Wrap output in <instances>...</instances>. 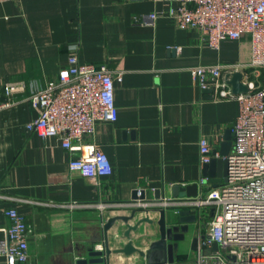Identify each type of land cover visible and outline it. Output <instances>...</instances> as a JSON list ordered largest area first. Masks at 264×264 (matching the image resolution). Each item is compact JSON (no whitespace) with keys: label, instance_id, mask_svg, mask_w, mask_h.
Here are the masks:
<instances>
[{"label":"crops","instance_id":"1","mask_svg":"<svg viewBox=\"0 0 264 264\" xmlns=\"http://www.w3.org/2000/svg\"><path fill=\"white\" fill-rule=\"evenodd\" d=\"M178 5L174 0H8L0 2V101L5 84L24 80L28 89L0 110V238L10 225L5 214L16 207L32 229L26 264H79L92 248H101L108 236L111 248L127 238L118 219L134 207L114 205L133 199L145 189L153 199L158 189L172 195L174 184L199 182L200 140L206 137L217 155L230 126L240 112L235 98L214 99L201 90L195 68L224 66L225 78L234 71L247 73L252 56L250 36L224 39L220 49L206 45L194 28L179 27L164 15L154 24L141 23L145 15ZM77 48L81 62L106 64L115 74L118 118L99 120L85 142L101 145L113 173L99 180L71 170L74 154L56 136L42 137L26 124L39 114L29 98L68 65ZM213 184L205 183L209 188ZM36 201L67 203L95 201L105 207L63 208ZM146 209V208H145ZM138 212L130 223L149 215L131 232L136 246L146 248L158 237L162 208ZM169 223L175 210L166 209ZM210 215L190 223L175 252L178 264L197 255L198 238L207 233ZM137 254L112 255V264L133 263ZM0 264H6L0 256Z\"/></svg>","mask_w":264,"mask_h":264},{"label":"built area","instance_id":"2","mask_svg":"<svg viewBox=\"0 0 264 264\" xmlns=\"http://www.w3.org/2000/svg\"><path fill=\"white\" fill-rule=\"evenodd\" d=\"M4 1L8 0H0ZM176 1L179 2L176 6L171 4L145 15L141 23L154 24L161 16H171L179 27L196 29L201 40L213 49H220L224 39L250 36L252 56L242 78L248 91L234 93L221 64L195 68L201 90L211 88L214 99L235 98L240 103V112L232 127V149L226 156L227 180L205 188L203 177L197 196L162 194L150 200L136 198L114 205L172 208L176 213L190 209L197 214V219L210 215L207 233L200 235L197 242L200 264H264V0ZM73 50L68 65L57 77L31 91L29 98L39 106V114L26 128L42 137H58L62 146L74 154L69 161L70 169L99 180L113 173V165L100 144L83 139L94 135L97 121L118 118L115 74L106 64L81 62L77 48ZM27 89L24 80L7 82L6 99L0 101V110L12 105L16 94ZM212 150L209 140L202 137V167L210 162ZM35 203L63 208L106 206L95 201ZM5 214L10 225L3 229L5 236L0 238V256L6 264H26L32 229L16 207H8ZM214 242L219 245L217 250L213 248Z\"/></svg>","mask_w":264,"mask_h":264},{"label":"water","instance_id":"3","mask_svg":"<svg viewBox=\"0 0 264 264\" xmlns=\"http://www.w3.org/2000/svg\"><path fill=\"white\" fill-rule=\"evenodd\" d=\"M243 73L241 71H234L227 76V81L232 86L234 93L248 91V86L242 81ZM207 92H212L211 88L206 89ZM232 127L227 131L223 142L220 145V151L217 155V147L212 150V158L210 162L204 165V183H211L214 186L227 180L228 160L226 158L232 149ZM201 184L200 182H192L188 184H174L171 188L173 196H197L199 194ZM133 193V199H148L147 191L142 189ZM163 194L161 189L155 193V198ZM145 208L135 207L128 215L113 216L105 223V230L108 231L114 222L118 219L124 221L126 230L123 235L127 238L126 243L122 247L111 248L109 246L108 236L104 245L101 248H92L88 252L87 257L79 259V264H112V255L123 253L125 256H132L137 254L133 263L129 264H178L175 252L179 247L180 241L185 239L186 232L189 231L190 223L197 221V214L190 209H182L176 213L173 222L169 223L166 216V209L160 210V218L157 221L158 237L150 241L147 247L140 248L136 246L131 237V232L136 230L142 222L154 223V220L149 216L139 218L134 224L130 220L135 215L143 211ZM147 209V208H146ZM145 209V210H146ZM214 250L219 248L217 242L213 243Z\"/></svg>","mask_w":264,"mask_h":264},{"label":"rangeland","instance_id":"4","mask_svg":"<svg viewBox=\"0 0 264 264\" xmlns=\"http://www.w3.org/2000/svg\"><path fill=\"white\" fill-rule=\"evenodd\" d=\"M189 264H200V261L198 259V256L196 255L193 259H191L190 262H189Z\"/></svg>","mask_w":264,"mask_h":264}]
</instances>
